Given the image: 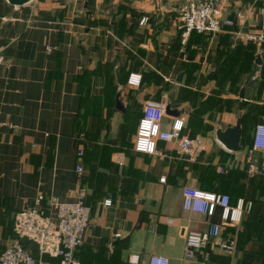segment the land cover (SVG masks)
Here are the masks:
<instances>
[{
	"label": "crops",
	"instance_id": "0c3cea01",
	"mask_svg": "<svg viewBox=\"0 0 264 264\" xmlns=\"http://www.w3.org/2000/svg\"><path fill=\"white\" fill-rule=\"evenodd\" d=\"M257 1L215 2L224 16L238 15L240 37L243 23L246 35L264 33ZM183 2L0 0V256L19 240L38 264H60L19 239L15 216L43 195L55 218L50 200L74 203L84 189L92 221L76 264H148L152 255L170 264H264V174L249 175L247 164L256 126L264 124V43L253 55L228 27L184 41ZM131 74L141 75L140 85L128 83ZM148 102L165 107L163 127L184 120L181 135L199 145L192 155L177 141L158 142L155 155L134 151ZM238 120L241 151L233 152L217 132ZM254 158L264 166V151ZM185 187L252 206L193 257L187 235L222 223V210L211 218L185 211ZM221 239L234 241L233 254L219 248Z\"/></svg>",
	"mask_w": 264,
	"mask_h": 264
},
{
	"label": "built area",
	"instance_id": "2783aa9c",
	"mask_svg": "<svg viewBox=\"0 0 264 264\" xmlns=\"http://www.w3.org/2000/svg\"><path fill=\"white\" fill-rule=\"evenodd\" d=\"M147 18L142 20V24ZM179 29L183 32L186 41L195 32L198 34L217 35L225 27H236V22L224 17V10L214 0H184L179 10ZM264 25V19H263ZM247 41L258 44L264 43V33L260 35L247 34ZM3 58L0 56V64ZM257 70L253 76L256 80L260 76ZM128 83L132 86L141 84V75L131 74ZM166 109L156 102H148L144 106L143 116L139 121L134 151L146 155L157 153L158 142H179L182 150L192 155L198 148L188 137H183L184 120L174 119L168 127H163ZM264 151V124L256 126L252 150L247 164L249 175L264 174V166H260L254 158L255 152ZM83 150L79 151V157ZM83 166L77 167V173L82 174ZM86 191L79 192V199L74 203L60 202L57 198L50 200V206L55 209V218L44 208L45 197L37 196L35 205L23 209L15 216V232L19 239H28L35 242L42 255L60 258V264H76V250L84 243L87 231L91 225V208L86 204ZM110 206L111 201H106ZM251 204L240 200L235 206L231 205L228 195L208 192L192 187L183 189V209L187 212H196L213 217L218 208L222 210V223L212 224L207 231L189 232L186 237L185 248L189 257L200 250L210 239L220 238L222 229L234 228L242 222L245 209ZM217 245L227 254L235 252V243L232 240L221 239ZM0 264H38L33 255L26 250L20 241L10 244L0 256ZM148 264H170L163 255H152Z\"/></svg>",
	"mask_w": 264,
	"mask_h": 264
},
{
	"label": "water",
	"instance_id": "95a60500",
	"mask_svg": "<svg viewBox=\"0 0 264 264\" xmlns=\"http://www.w3.org/2000/svg\"><path fill=\"white\" fill-rule=\"evenodd\" d=\"M7 2L13 6H23V5H26L32 2V0H7ZM256 65L259 67L262 66V61H261L260 56L257 57ZM182 77H183V74H180V76L178 77V81H181ZM241 98H244V91H242L241 93ZM167 113H171L169 109L167 110ZM241 136H242V121L241 120H238L236 126L232 128H228L225 131L219 130L217 132L218 141L223 146H225L228 150L233 151V152L241 151V146H240Z\"/></svg>",
	"mask_w": 264,
	"mask_h": 264
},
{
	"label": "rangeland",
	"instance_id": "374dc122",
	"mask_svg": "<svg viewBox=\"0 0 264 264\" xmlns=\"http://www.w3.org/2000/svg\"><path fill=\"white\" fill-rule=\"evenodd\" d=\"M214 1H216V0H214ZM229 4V3H228ZM257 4H264V1L263 0H259V1H257ZM232 10V9H231ZM228 11H229V14H228ZM227 11V14L228 15H225L224 17L225 18H231V19H234V18H236L238 15H236L235 13H233V11H230V10H228ZM246 24V23H245ZM245 24L243 23L242 25H240V29H239V31L241 32V34H242V36L240 35V37H237V35L233 32V28L232 27H228L229 29H230V32L233 34V36L235 37L236 36V38H238L239 39V41L241 42V43H244L245 42V40H246V38H245V35H246V33H248V32H246L245 31ZM220 34H222V33H219V35ZM210 37V36H209ZM247 41V40H246ZM247 45V47H250L248 50H249V52L251 53V54H256V52L259 50V45H258V43H255V42H253V43H250L249 41H248V43L247 42H245ZM249 54V53H248ZM253 68V67H252ZM252 68L250 67V65H249V71H251L252 70ZM254 70V69H253ZM258 70V69H257ZM256 70V71H257Z\"/></svg>",
	"mask_w": 264,
	"mask_h": 264
},
{
	"label": "trees",
	"instance_id": "16d2710c",
	"mask_svg": "<svg viewBox=\"0 0 264 264\" xmlns=\"http://www.w3.org/2000/svg\"><path fill=\"white\" fill-rule=\"evenodd\" d=\"M232 28H234V27H232ZM205 35H207V34H205ZM141 154V153H140ZM83 156H84V150H83ZM83 156L82 157H80V158H83ZM257 160V159H256ZM257 162H258V164L260 165V166H262L261 164H260V161L259 160H257ZM79 165H82V162H81V164L79 163ZM218 194H220V193H218ZM223 195H226V194H223ZM229 196V195H228ZM230 197V196H229ZM231 199V198H230ZM85 202H86V204L90 207V205L88 204V202H87V199H85ZM247 203V202H246ZM231 205H232V203H231ZM236 205V204H235ZM235 205H233V206H235ZM246 205H248V204H246ZM44 206V205H43ZM91 208V207H90ZM248 209H247V206H246V209H245V212L247 211ZM245 212H244V214H245ZM91 213H92V210H91ZM244 214H243V218H244ZM243 218H242V221H243ZM242 223V222H241ZM14 228H15V225H14ZM24 241H27V242H31V243H34V244H36L35 242H33V241H28V240H24ZM23 242V241H22ZM22 242H20L21 244H22ZM23 245V247L26 249V250H28V248L24 245V244H22ZM37 245V244H36ZM82 246V245H81ZM80 246V247H81ZM79 247V248H80ZM78 248V249H79ZM77 249V250H78ZM76 250V251H77ZM29 251V250H28ZM30 252V251H29ZM31 253V252H30ZM49 256V255H48ZM59 259V261H60V258H58Z\"/></svg>",
	"mask_w": 264,
	"mask_h": 264
}]
</instances>
